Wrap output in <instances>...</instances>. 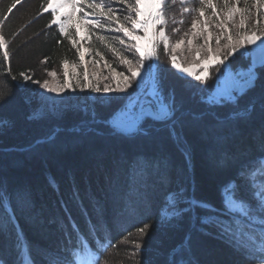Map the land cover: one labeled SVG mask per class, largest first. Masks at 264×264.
Wrapping results in <instances>:
<instances>
[{
  "label": "snow or ice",
  "instance_id": "6c2138e0",
  "mask_svg": "<svg viewBox=\"0 0 264 264\" xmlns=\"http://www.w3.org/2000/svg\"><path fill=\"white\" fill-rule=\"evenodd\" d=\"M187 2L188 0H179L181 5ZM239 2L240 0H198L199 7L181 8L183 13H196L192 17L190 36L187 39L189 51H193V39L197 36L203 43L194 50L196 68L183 66L176 54L169 55L168 59L172 68L198 82V85H191L200 93L196 99L197 107L192 109L186 107L189 100L178 96L174 88L166 87L164 73L169 70L154 63L158 60L160 45L165 53L169 52L170 47L175 53L176 49L185 43L184 39H180L170 45V38L165 29L168 0H56V3L48 0L46 7L43 3L40 5L42 12L51 13L48 27L58 26L59 33L70 39L81 60L84 53L70 32L73 27H76L77 33L79 28L87 29L90 35H95L101 42H106L107 37L97 34L94 29L122 33L126 39L119 36L113 39L123 46L124 52L132 54V58H129L116 47L108 45L127 69L125 74L123 71L116 72L115 68L104 61V56L99 51L95 52L99 61H104L105 67L115 73L103 76L106 81L103 87L90 82L87 72L82 77L76 74L74 84L69 81L67 72L64 73L65 79L59 84L50 83L47 79L43 82L33 81L38 83L41 89L57 95L66 89L123 94L116 99L106 97L110 103L120 105L118 111L108 118L98 119L94 110L85 108L80 122L81 134L91 135L99 129L100 133H108L131 147L142 140L161 142L165 136L179 143L185 127H196L202 129L210 138H214L218 144H222L229 136L239 135L243 126L249 128L252 139L259 142L255 156L247 149L229 152L221 148L213 157L214 168L222 177L217 185V192L221 197L222 218L234 221L238 226L235 229L221 226V217L212 211L214 206L210 201L190 199L187 189L182 185L164 187L170 183L165 158L157 160L155 168H152L151 162L147 168H140L139 159L143 157L147 161L148 158L139 152L131 157L122 152L114 158L116 172L119 173L121 167H124V175L130 186L136 190L137 198L141 202L150 203V185L153 191L157 187L163 188V198L158 210V220L162 227L176 230L185 222L193 224L192 214L197 213L193 227L185 233L179 244L166 249L163 258L157 260L156 264H198L193 260V247L196 244L194 233L197 231L203 234L215 231L216 235L228 242L233 251L243 256L247 264H264V72L260 71L264 69V26H261L260 19L261 15H264L261 11L264 9V0H253L255 18L247 7V0H244V8L238 6ZM22 3L23 0H13L8 4L6 11L0 13L3 17L0 19V27ZM113 4L116 7H113ZM208 9H211V12L206 16ZM74 18L78 27L74 24ZM210 27L216 30L214 37ZM213 39L214 48L211 46ZM252 46L259 49L258 61L252 52ZM201 50L204 51L203 57ZM0 52L3 54L4 63L8 64L10 54L2 31ZM237 59L241 61L238 66L246 68V71L230 69V65ZM99 61L90 62L98 65ZM64 63L67 61L62 62ZM212 69L219 73L215 80L212 79ZM20 75L25 81L31 80L26 73L22 72ZM47 75L55 78L57 74L49 71ZM117 77L120 79L117 80ZM12 79L15 80L16 77L13 76ZM108 81L114 82V86ZM199 85L204 87L200 88ZM213 86L215 91H210ZM7 98L8 94L0 96V104L6 102ZM53 111L54 118H62L64 115L62 112ZM6 123L0 121V124ZM55 136V132H51L45 139L49 143H55ZM0 209L5 212L12 210L11 196L2 184ZM127 210L135 211V207L129 205ZM14 218L15 211L12 210L10 219ZM72 231L76 236L69 245L43 250L44 264H103V253L108 247H115L111 244L110 235L108 242L104 243V237L95 224L88 229L87 235L81 231L79 225ZM13 232L14 228L10 224L0 225V236H8ZM93 232L99 237V244L95 238L89 239ZM147 232L148 226L137 228L140 237L147 235ZM132 243L134 250L131 255L142 253L144 241ZM15 246L19 258L20 252L23 251L19 234L16 235ZM2 256L0 253V264H14L6 262ZM28 259L32 260L30 246ZM21 264H24L23 260Z\"/></svg>",
  "mask_w": 264,
  "mask_h": 264
},
{
  "label": "trees",
  "instance_id": "16d2710c",
  "mask_svg": "<svg viewBox=\"0 0 264 264\" xmlns=\"http://www.w3.org/2000/svg\"><path fill=\"white\" fill-rule=\"evenodd\" d=\"M12 2L0 0V13L6 11ZM47 2L23 0L0 27L10 54V62L5 64L0 52V96L8 94L6 102L0 104V121L7 122L0 124V184L10 194L12 210L15 211V218L10 219L12 210L0 209V225L10 224L14 228L12 234L0 236L2 258L14 264H21V260L24 264H33V261L34 264H44L43 250L69 245L75 240L76 234L72 230L76 225L87 235L88 229L95 224L104 243L108 242L110 235L115 247H108L103 253V264H156L166 249L179 244L193 227L197 213L192 214L193 224L185 222L176 230L162 227L158 210L163 188L157 187L153 191L150 185V203L141 202L124 175V167L119 173L114 168V158L122 152L129 157L137 152L143 153L148 160L141 157L140 168H147L149 162L155 168L156 161L165 158L170 183L164 187L182 185L190 199L211 202L212 211L221 217L222 227L237 228L234 221L222 218L221 197L217 192L222 177L214 168L213 157L221 148L229 152L247 149L251 155H257L259 142L252 139L249 128L242 126L239 135L229 136L222 144L202 129L185 127L179 143L165 136L161 142L142 140L129 147L108 133H100L99 129L91 135L81 134L83 114L80 112H70L62 118L32 119L35 101L29 94L35 87L33 81L41 82L49 71H61L63 61L71 64L78 61L70 39L61 35L55 26L48 27L51 13L42 12L40 8L42 3L46 7ZM94 31L107 37L106 42H101L92 35L90 48L94 54L99 51L112 68L127 74L119 58L110 55L108 48L110 44L124 52L123 46L111 38V32L99 28ZM70 32L75 37L73 29ZM124 54L132 58L130 52ZM240 63L237 59L232 65L236 67ZM157 64L169 70L164 73L166 87L174 88L178 96L189 100L188 109L197 107L196 99L200 93L191 85H198V82H191L171 69L162 47L158 48ZM215 71L211 70L213 80ZM260 71L264 72V69ZM22 72L31 80H23ZM119 107L108 100L96 101L91 110L97 113L98 119H105ZM51 132L56 134L55 143L45 139ZM37 140L44 142L34 144ZM129 205H133L135 211H128ZM145 226H148L147 235L140 237L137 228ZM256 231L258 233V229ZM17 234L23 248L19 258L15 246ZM94 238L99 244L96 232L89 236L90 240ZM80 239L82 241L83 236ZM194 239L193 260L198 264H247L243 256L233 251L215 231L210 234L197 231ZM133 241H144L142 253L136 256L131 255ZM29 246L32 260L28 259Z\"/></svg>",
  "mask_w": 264,
  "mask_h": 264
},
{
  "label": "rangeland",
  "instance_id": "374dc122",
  "mask_svg": "<svg viewBox=\"0 0 264 264\" xmlns=\"http://www.w3.org/2000/svg\"><path fill=\"white\" fill-rule=\"evenodd\" d=\"M198 0H188V2L184 5H181L179 3V0H168V4L166 6V18H167V24L165 25L166 29V34L170 38V45L175 44L177 40L184 39L185 43L181 46V48L176 49L175 53L172 52L171 47L169 49V52L166 53L167 57L172 54H176L178 56V61L183 65V66H192L196 68V61L194 59L195 57V49L199 48L200 45L203 43L202 39L197 36L196 38L193 39V51H189L188 45H187V39L190 36V24L192 17L196 15L194 12H188V13H183L181 11L182 7H189V8H195L197 7ZM253 5V0H247V7H249L252 17L255 18L256 15V9L252 7ZM240 8H244L245 2L244 0H240L239 5ZM113 7H116L115 5ZM264 12V9L261 10ZM211 12V9H208L206 12V16L208 13ZM79 15V14H78ZM62 19L64 17H61ZM261 26H264V15H261ZM183 21V23H179V21ZM74 24L78 25V22L74 18ZM59 32L58 26H55ZM199 28L200 25L197 27V32L199 33ZM73 29L75 33V38L78 41V47H80L81 52L84 53L83 60L80 59L78 56V61L75 64L71 63H65L62 66L61 71H54L56 72V77H49L47 75L46 78H44L41 82H43L45 79L49 80L50 83L53 84H59L62 83L63 80L65 79L64 73H68V79L71 83H75V76L76 74H79L81 77L85 72H87L89 81L92 83H97L99 86L103 87V84L106 82L103 79V76L108 75H115V73L111 72L110 68H106L104 61H107V63L110 65V62L106 59L104 61H99V57H96L92 49L90 48V41L92 35L89 34L87 29L85 28H79V32L77 33L76 27L71 28ZM175 29V31H174ZM104 30V29H102ZM213 37L216 35V30L211 29ZM110 32V31H108ZM113 35L111 38L113 39L114 37L120 36L119 34L122 33H115L111 32ZM185 33H188L189 35L186 36ZM123 35V34H122ZM71 42V41H70ZM115 42H117L115 40ZM118 43V42H117ZM259 43V42H258ZM211 46L214 48L215 47V40L213 39L211 42ZM159 47H162L160 45ZM109 48V47H108ZM110 55L114 56L113 53L111 52L110 48ZM252 52L253 54L257 57H259V49L256 46H252ZM204 51L201 50V57H203ZM251 59V57L249 58ZM99 61V64H93L90 61ZM169 61V59H168ZM157 64V60L154 62ZM169 65L171 69H173L178 75L185 79H189L191 82H197L193 78L186 76V74L179 73L176 69L172 68L171 63L169 61ZM124 67V66H123ZM260 67L259 63L257 62V68ZM230 69L232 71H246V68L239 67L236 65L234 67L233 65H230ZM197 71L199 69L197 68ZM116 72H119L116 70ZM215 77L219 75L218 72L215 71ZM214 77V80H215ZM120 77H117V80H119ZM111 82V81H108ZM113 83L114 86V82ZM34 84V89L30 91L29 96H31L34 99L35 103V111L32 114V119H40L41 117H46V116H54V111L56 112H62L64 114L70 113V112H80L81 114L84 115V109L88 108L89 111H92V104L96 101H106V97H111V98H118L121 97L123 94L121 93H93L90 90H84L80 91L77 89L76 91H72L71 89H66L62 94L57 95L56 93H51L47 92L44 89H41L39 87V84L32 83ZM30 84V85H32ZM131 91V90H130ZM210 91H215V86H213ZM119 109V108H118ZM118 109L116 111H118Z\"/></svg>",
  "mask_w": 264,
  "mask_h": 264
},
{
  "label": "water",
  "instance_id": "95a60500",
  "mask_svg": "<svg viewBox=\"0 0 264 264\" xmlns=\"http://www.w3.org/2000/svg\"><path fill=\"white\" fill-rule=\"evenodd\" d=\"M50 12V11H49ZM58 130H55V132H57ZM41 142H44V140H37L34 144H38V143H41Z\"/></svg>",
  "mask_w": 264,
  "mask_h": 264
},
{
  "label": "bare ground",
  "instance_id": "6f19581e",
  "mask_svg": "<svg viewBox=\"0 0 264 264\" xmlns=\"http://www.w3.org/2000/svg\"><path fill=\"white\" fill-rule=\"evenodd\" d=\"M53 3H56V0H52Z\"/></svg>",
  "mask_w": 264,
  "mask_h": 264
}]
</instances>
